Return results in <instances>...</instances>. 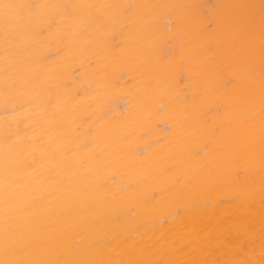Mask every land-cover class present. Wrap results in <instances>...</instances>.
I'll use <instances>...</instances> for the list:
<instances>
[{"label": "bare ground", "instance_id": "6f19581e", "mask_svg": "<svg viewBox=\"0 0 264 264\" xmlns=\"http://www.w3.org/2000/svg\"><path fill=\"white\" fill-rule=\"evenodd\" d=\"M0 264H264V0H0Z\"/></svg>", "mask_w": 264, "mask_h": 264}]
</instances>
